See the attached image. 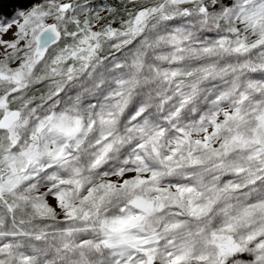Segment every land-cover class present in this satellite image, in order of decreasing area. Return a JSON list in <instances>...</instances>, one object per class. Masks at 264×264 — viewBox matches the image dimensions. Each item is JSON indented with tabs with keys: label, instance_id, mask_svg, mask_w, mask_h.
Listing matches in <instances>:
<instances>
[{
	"label": "snow or ice",
	"instance_id": "snow-or-ice-1",
	"mask_svg": "<svg viewBox=\"0 0 264 264\" xmlns=\"http://www.w3.org/2000/svg\"><path fill=\"white\" fill-rule=\"evenodd\" d=\"M0 264H264V0H0Z\"/></svg>",
	"mask_w": 264,
	"mask_h": 264
},
{
	"label": "trees",
	"instance_id": "trees-1",
	"mask_svg": "<svg viewBox=\"0 0 264 264\" xmlns=\"http://www.w3.org/2000/svg\"><path fill=\"white\" fill-rule=\"evenodd\" d=\"M95 2L96 3H100L101 2V0H95ZM104 2H109V3H118L119 2V0H104ZM9 11L11 10V9H8ZM257 75H259V74H257Z\"/></svg>",
	"mask_w": 264,
	"mask_h": 264
},
{
	"label": "rangeland",
	"instance_id": "rangeland-1",
	"mask_svg": "<svg viewBox=\"0 0 264 264\" xmlns=\"http://www.w3.org/2000/svg\"><path fill=\"white\" fill-rule=\"evenodd\" d=\"M259 75H257V77H258Z\"/></svg>",
	"mask_w": 264,
	"mask_h": 264
}]
</instances>
